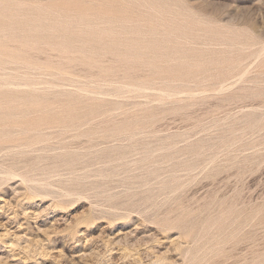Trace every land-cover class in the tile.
I'll return each mask as SVG.
<instances>
[{
    "label": "rangeland",
    "instance_id": "374dc122",
    "mask_svg": "<svg viewBox=\"0 0 264 264\" xmlns=\"http://www.w3.org/2000/svg\"><path fill=\"white\" fill-rule=\"evenodd\" d=\"M0 264H264V0H0Z\"/></svg>",
    "mask_w": 264,
    "mask_h": 264
}]
</instances>
